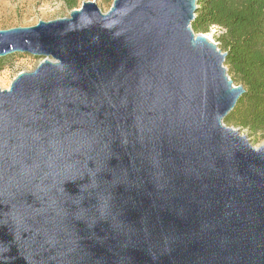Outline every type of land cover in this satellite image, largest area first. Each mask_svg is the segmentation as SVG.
<instances>
[{"label":"water","instance_id":"95a60500","mask_svg":"<svg viewBox=\"0 0 264 264\" xmlns=\"http://www.w3.org/2000/svg\"><path fill=\"white\" fill-rule=\"evenodd\" d=\"M197 0L85 2L0 30V264H264V146Z\"/></svg>","mask_w":264,"mask_h":264},{"label":"trees","instance_id":"16d2710c","mask_svg":"<svg viewBox=\"0 0 264 264\" xmlns=\"http://www.w3.org/2000/svg\"><path fill=\"white\" fill-rule=\"evenodd\" d=\"M72 9L77 0H61ZM191 28L205 33L219 27L224 66L244 94L224 119L251 135L264 134V0H197Z\"/></svg>","mask_w":264,"mask_h":264},{"label":"rangeland","instance_id":"374dc122","mask_svg":"<svg viewBox=\"0 0 264 264\" xmlns=\"http://www.w3.org/2000/svg\"><path fill=\"white\" fill-rule=\"evenodd\" d=\"M85 2H95L100 11L106 13L110 9L113 0H77L72 9L66 7L61 0H0V30L33 27L39 21L49 22L68 18L71 11L78 10ZM222 33L221 28L211 26L205 33L195 34L204 35L219 47V37ZM41 61L42 58L19 53L0 58V89L7 90L12 80L19 73L33 71ZM224 67L228 77L234 80L228 68ZM234 85L237 86L236 83ZM225 126L238 130L247 138L252 147L264 146V134L251 135L248 131L241 130L233 125L225 124Z\"/></svg>","mask_w":264,"mask_h":264}]
</instances>
